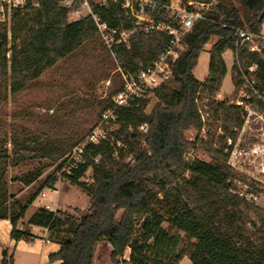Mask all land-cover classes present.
Returning <instances> with one entry per match:
<instances>
[{
	"label": "trees",
	"instance_id": "trees-1",
	"mask_svg": "<svg viewBox=\"0 0 264 264\" xmlns=\"http://www.w3.org/2000/svg\"><path fill=\"white\" fill-rule=\"evenodd\" d=\"M61 1L38 0L35 5L34 0H26L13 10L10 24L0 22L1 74L12 94L98 36L90 14L70 19V10L61 6ZM192 1L215 4L185 37L186 49L173 64L172 79L155 89L159 103L150 113L145 112L149 99L119 108V127L111 133L124 144L118 153L107 141L87 145L78 168L62 174L90 197L87 209L75 208L77 216L40 207L31 217V224L47 229L60 244L59 250L49 255L50 262L94 264L98 244L109 243L113 264H179L184 257L192 264H264V208L236 192L237 175L228 164L233 146L227 142L235 141L237 133L224 126L227 137H220L219 142L227 150L212 149V163L185 157L195 148L185 132L203 127L199 102L204 103L205 97H210L208 105L221 109L233 129L243 127L246 113L239 106L211 99L220 92L228 73L227 52L234 56L235 86L240 87L244 70L264 91V40L259 39L260 51H251L248 42H235L237 29L262 36L264 0H238V7L229 0ZM92 8L110 26H132L119 3L92 2ZM32 13L33 25L19 29L23 38L10 49L8 59V46L17 40L15 20ZM214 38L207 77L199 80L193 71L205 46ZM166 41L164 36L135 37L130 49L119 51L122 66L134 71L140 61L151 63ZM254 64L257 68L250 72L248 68ZM257 103L264 111V102ZM112 104L110 99L105 109ZM145 123L147 133L139 130ZM142 140H146L145 146ZM16 146L27 148L22 142ZM9 156L7 149H0V219L9 217L11 238L18 241L29 236L27 231L17 229L18 221L45 188H54L66 159L15 213L6 205L9 197L3 184V160ZM89 169L91 179L83 181ZM249 211L258 217L259 225L249 217ZM12 263V257L4 251L2 264Z\"/></svg>",
	"mask_w": 264,
	"mask_h": 264
},
{
	"label": "rangeland",
	"instance_id": "rangeland-1",
	"mask_svg": "<svg viewBox=\"0 0 264 264\" xmlns=\"http://www.w3.org/2000/svg\"><path fill=\"white\" fill-rule=\"evenodd\" d=\"M229 1L237 7L240 5L238 0ZM34 3L37 4L38 0H34ZM23 16L24 14L14 22L17 40L8 46V59L11 56L10 49L19 45L23 38V31L19 29L33 25V13L25 18ZM69 17L75 19L78 16L70 11ZM7 22L10 24L11 19ZM262 33L264 35V24ZM215 40L212 39L205 46L193 71L199 80L207 77ZM233 57L232 52L226 53L228 73L220 92L211 98L216 103L224 102L227 106H239L236 104L239 87L232 81ZM119 83V73L99 36L58 61L16 94H12L9 86L4 83L0 67V149H7L10 154L3 160L2 168L3 184L9 197L6 203L8 209L11 208L17 213L46 178L57 169L61 161L99 126L101 115L109 105L113 93L119 88ZM209 100L210 97L207 96L204 103L199 102L203 123L201 130L191 128L185 132L186 139L195 146L185 157L188 160L198 158L212 163V149L227 150L220 146L219 138L227 137L224 126H228L237 133L235 141L230 139L227 142V145L233 146L228 164L237 175L234 180L237 185L236 192L247 193L252 190L257 197L253 201L264 208V111L258 103L250 113L239 106L240 110L246 113L244 124L241 129H233L232 123L225 122L221 109L207 104ZM157 103L158 98L155 94L151 95L145 112L150 113ZM118 127L114 125L111 130L116 131ZM18 142L24 143L27 148L20 149L16 146ZM202 144L204 148L201 147ZM130 159L131 157H128V160ZM91 174L92 170L89 169L83 181H89ZM44 192L45 198L42 197L36 205L52 202V205L56 206L59 203L61 207L67 206L64 212L77 216L76 207L81 210L87 209L89 205V196L60 173L54 190L45 188L41 194ZM34 209L31 207L27 216ZM248 215L259 225L254 212L249 211ZM6 226L7 230H2L0 234V264L4 251L8 252V258L15 251V245L9 241V222ZM251 227L249 226V229ZM23 228L27 232L32 231L26 225ZM30 237L39 236L30 233L29 237L24 238L28 248L15 252L12 264H33L27 261V253L39 252L41 244L39 241L29 242ZM45 238L51 239L48 232ZM106 244H98L94 264H112ZM52 246L47 244L45 248L48 251ZM181 264L192 262L185 257Z\"/></svg>",
	"mask_w": 264,
	"mask_h": 264
},
{
	"label": "built area",
	"instance_id": "built-area-1",
	"mask_svg": "<svg viewBox=\"0 0 264 264\" xmlns=\"http://www.w3.org/2000/svg\"><path fill=\"white\" fill-rule=\"evenodd\" d=\"M113 1L122 5L127 11L132 26L124 27L110 26L99 14L93 11L92 2L106 5ZM26 0H0V22H7L11 19L13 10L23 6ZM61 6L69 9L73 14H90L98 36L114 62L116 71L119 73L120 85L112 96V106L104 110L101 115L99 126L91 131L88 136L79 143L65 158L60 174L71 173L78 168L83 161L84 149L87 145L98 144L107 141L115 147V154L124 144L115 140L112 126H118L117 111L121 107H127L134 103H140L149 99L156 88L168 82L173 77V64L178 60L180 53L186 49L185 37L192 31L194 24L204 19V12L212 7L213 3H203L185 0H63ZM37 5V4H35ZM215 23L227 26L218 21ZM154 38L164 36L167 41L161 53L151 63L138 62L134 71L127 70L122 66L120 60V49H130L132 40L137 36ZM259 39L264 36L254 35L246 29H237L236 44L243 45L250 43L251 51H260ZM257 66L254 64L248 68L254 72ZM242 83L239 87V98L236 104L249 112L253 109L257 100L264 102V91L257 88V81L244 70ZM139 130L147 133L148 124H142ZM146 145V140H142ZM249 200L257 199L254 193H239ZM47 230V229H46Z\"/></svg>",
	"mask_w": 264,
	"mask_h": 264
},
{
	"label": "crops",
	"instance_id": "crops-1",
	"mask_svg": "<svg viewBox=\"0 0 264 264\" xmlns=\"http://www.w3.org/2000/svg\"><path fill=\"white\" fill-rule=\"evenodd\" d=\"M262 36H264L263 35V33H262ZM50 190H54V188L53 189H50ZM55 191H58V190H55ZM45 196H46V192H44L43 194H41V195H39L36 199H35V201L33 202V204L31 205V206H29V208L27 209V211H26V213H25V215H24V217H22L19 221H18V223H17V229H19V230H22V231H26V230H24V226L26 225V226H28L32 231L31 232H28L29 234L31 233V234H35V235H37V236H39V237H30V240H29V242H31V243H33V242H35V241H39L40 242V244H41V248H40V250H39V252H31V253H27V261L28 262H31V263H33V264H60V262H58V261H56V262H50L49 261V255L50 254H52V253H55V252H57L58 250H59V248H60V244L59 243H57V242H55V241H57V240H55V239H53V238H51V239H49V238H45V236L47 235V230L44 228V227H41V226H37V225H34V224H31L29 221H30V219H31V217L36 213V211L40 208V207H47V208H49L50 210H61V211H65V207H67V206H65V207H61L60 206V204L58 203V204H56V206L54 205H52V202H49L48 204H43V205H36V203L38 202V201H40V199L43 197V198H45ZM89 199H90V197H89ZM261 201V200H260ZM31 207H33V208H35L34 209V211L29 215V216H27L28 215V211H29V209L31 208ZM76 208H78V207H76ZM81 210H85V209H81ZM8 219V218H7ZM6 218L5 219H0V234H1V231L2 230H7V226H6V224H7V222H9V226H10V228H9V233H10V238H11V230H12V224H11V222H10V219H8L7 220ZM24 221H26L25 223H24ZM6 222V223H5ZM29 237V236H28ZM24 238H26V237H24ZM24 238H22V239H20V240H18V241H16V240H14V239H10L9 241H12V243H13V245H15L14 247H15V251L12 253V255L10 256V257H12V261H13V263H14V257H15V252H18L20 249L21 250H25V249H27L28 248V245H27V243L25 242V241H23L24 240ZM47 244H52L53 246V248L52 249H50V250H46V248H45V245H47ZM106 247H107V249L109 250V253L111 254V251H112V247H111V245L109 244V243H107L106 244ZM19 248V249H18ZM9 252H10V250H9ZM185 258V257H184ZM184 258L179 262V264H181L182 262H183V260H184ZM111 261V260H110ZM112 263V262H111ZM113 264V263H112Z\"/></svg>",
	"mask_w": 264,
	"mask_h": 264
},
{
	"label": "water",
	"instance_id": "water-1",
	"mask_svg": "<svg viewBox=\"0 0 264 264\" xmlns=\"http://www.w3.org/2000/svg\"><path fill=\"white\" fill-rule=\"evenodd\" d=\"M264 15V13L262 14V16Z\"/></svg>",
	"mask_w": 264,
	"mask_h": 264
}]
</instances>
